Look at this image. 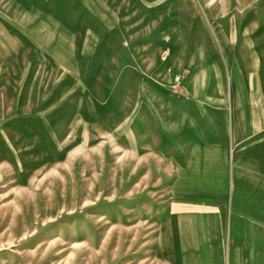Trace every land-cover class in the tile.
<instances>
[{
  "label": "rangeland",
  "instance_id": "374dc122",
  "mask_svg": "<svg viewBox=\"0 0 264 264\" xmlns=\"http://www.w3.org/2000/svg\"><path fill=\"white\" fill-rule=\"evenodd\" d=\"M0 264H264V0H0Z\"/></svg>",
  "mask_w": 264,
  "mask_h": 264
}]
</instances>
